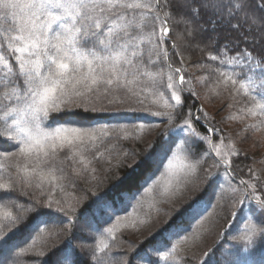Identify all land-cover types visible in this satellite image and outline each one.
<instances>
[{
  "label": "snow or ice",
  "instance_id": "1",
  "mask_svg": "<svg viewBox=\"0 0 264 264\" xmlns=\"http://www.w3.org/2000/svg\"><path fill=\"white\" fill-rule=\"evenodd\" d=\"M210 83L264 130V0H0V264H187L210 207L264 246V169L184 112ZM196 264L239 262L214 242Z\"/></svg>",
  "mask_w": 264,
  "mask_h": 264
},
{
  "label": "rangeland",
  "instance_id": "2",
  "mask_svg": "<svg viewBox=\"0 0 264 264\" xmlns=\"http://www.w3.org/2000/svg\"><path fill=\"white\" fill-rule=\"evenodd\" d=\"M190 69H193L192 66H190ZM196 77L204 78L203 75H197ZM198 87V93L200 101L199 108H203L212 119L217 121L219 133L216 135L219 136V138L215 139L219 141L221 136L225 137H231L232 141L235 142V147L240 150V152H248L252 154L256 159L259 158L260 164L258 163L257 170L264 169V163L261 161H264V130H261L259 132L257 131H244V124L245 123H252V120H247L244 123L234 121L231 119H227L229 115H234L236 112V107L234 106L232 108L229 107L230 104H233L234 101L232 100L230 94L227 95V100L224 102L221 100L217 95L213 94L209 89L211 88V84H209L208 87H205L203 85ZM134 107H140V105H133ZM145 106L151 107V100L145 101ZM158 129V128H157ZM156 129V130H157ZM223 131V132H221ZM155 131L152 132V135H154ZM216 135L214 137H216ZM230 141L228 139L225 140V143H229ZM11 150V149H10ZM262 176L264 177V173H262ZM214 201V197H213ZM165 209L167 206H163ZM130 210L129 212H132ZM128 213V212H127ZM120 215H126V213H120ZM230 215V223H233V221L236 219V216L231 215V209L225 208L224 210H221L219 207L213 209L209 208V213L206 214V219L203 221V226L200 229L202 232V236L200 241L198 242V247L193 248L192 252L196 253V257H202V253L208 249V247L213 246L214 242L215 244H218V239L222 235L223 229L225 227V224L227 223L228 216ZM246 218V217H245ZM245 218L241 221L236 219L234 222H241V227L238 230V233L235 234L234 238L230 241L223 243L221 246L223 249L232 250L234 253V257L238 255V253L245 250V247L243 248L241 245L244 246V242L239 239V237L243 234L242 230L244 228L245 224ZM160 221H163L167 219L166 213L161 214ZM155 225L152 227H148L143 229L140 233H125L124 239L130 240L132 242H137L139 240H143L146 237H148V233L153 230ZM199 227V226H198ZM250 253L253 251V247L248 249ZM114 252H119V249H113ZM192 252H189L188 255L191 257ZM183 255V253H182ZM196 257H193L192 259L187 261V264H196Z\"/></svg>",
  "mask_w": 264,
  "mask_h": 264
},
{
  "label": "trees",
  "instance_id": "3",
  "mask_svg": "<svg viewBox=\"0 0 264 264\" xmlns=\"http://www.w3.org/2000/svg\"><path fill=\"white\" fill-rule=\"evenodd\" d=\"M186 56H190V59L187 61L188 71H187V73H185L186 76H191V77L195 78L197 75H202V76L207 75L206 72L201 71L199 69H195V68L190 69V66L192 65V63L195 62L197 59H201L203 62H208L207 61V52L202 53L199 51H191L190 53H186ZM174 60H175L176 66H180L179 65V58L174 57ZM199 86H201V85H199ZM196 91L198 92L197 86H196ZM228 94L229 93L221 90L220 94L217 96L225 102L227 100ZM192 105H195V107H191V111L193 113V116H197V115L203 116V112H205V111L197 112V108H199L200 101L197 98H194L191 96H188L185 100L184 112L185 113L188 112L190 106H192ZM208 117L210 119H209V123L207 125L205 124L204 119L200 120V124L205 125V127H208V126L218 127L217 121L212 119L209 115H208ZM153 119H154L155 123L158 124V129L156 131H163L165 124H167V120H164L163 123H160L159 118H153ZM181 119H182V117L180 119H177L176 123H180ZM202 131H203V129H202ZM221 132H223V131H221ZM154 135H155V133H154ZM209 135H211V134L209 133ZM217 138H219L218 135H216V137H214V139H217ZM0 147L9 148V145L7 143H2V144H0ZM123 147L134 148V147H136V145L132 141H127V142H123ZM9 150H10V148H9ZM232 159L235 161V166L237 167V169L243 170V174L245 175V178H247V170L249 167L257 169L258 163L260 164L259 158L256 159L252 154H250L248 152H241V155L239 157H233ZM254 161L256 163H254ZM239 178L240 177L237 176V178H236L237 182H238ZM262 178H264V177L262 176ZM105 190L106 189H104V188L100 189V191H105ZM134 202L135 201H132L131 203H129L126 206V208L124 209V211H122L120 213H127L130 210H132V204ZM242 207H244V206H242ZM247 215H248V213H247V210L245 209L244 212H242L240 215L236 216V219L242 221ZM231 218L232 217H230V215H229L228 219L226 221L227 223L225 224V227L223 228L225 230L223 231L222 235L219 237L217 245L221 246L223 243L230 241L231 239L234 238L235 234L238 233V230L241 227V222H234L236 220L235 219L233 221V223H230ZM229 219H230V221H228ZM146 238H148V237H146ZM145 246H147V245H145ZM241 246L244 248L243 245H241ZM234 259L236 261H238L239 264H264V246H261L260 244H256L253 247V251L251 253L248 249H245L244 251L241 250V252L238 253V255L236 257H234ZM81 264H88V258L86 256L81 257Z\"/></svg>",
  "mask_w": 264,
  "mask_h": 264
}]
</instances>
